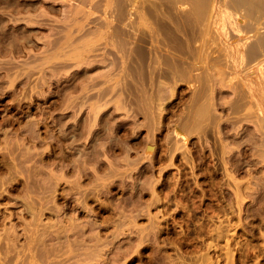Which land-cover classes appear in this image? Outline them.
Listing matches in <instances>:
<instances>
[{
  "label": "rangeland",
  "instance_id": "rangeland-1",
  "mask_svg": "<svg viewBox=\"0 0 264 264\" xmlns=\"http://www.w3.org/2000/svg\"><path fill=\"white\" fill-rule=\"evenodd\" d=\"M81 1L80 0H0V36H1L0 37V131H1L0 132V177L5 181L4 182L5 184L3 185L4 186L6 185L2 189V191L4 190L3 194L1 195L2 197L0 196L1 197L0 214L4 213L2 215H4L5 217L7 216L10 217V218L8 217L10 221L9 219L7 220L6 218V221L4 223H0V230L2 231L3 229L2 227L4 226L6 227H4L3 231L5 230V228H7V226L9 227L11 221H13L14 224H16V226L17 225L19 226L18 227L19 230L20 227H22L23 223L20 221L18 217L25 216L27 218V216L24 213L19 212L22 211L21 209L22 207L19 206L20 204L18 203L20 202L23 196V192L21 191V189L23 188L24 177L23 176L20 177V173L19 174L15 173V171L13 170V166L12 167L10 166L12 164L11 162H13L12 160L13 157L16 156L18 152L17 150L14 149L15 148L14 141H16L17 139L24 140L27 151L31 149L33 150V148L35 147L33 150L34 153L32 150H31L32 152L31 151L29 152H31V154L33 153L32 155L30 154V156H33L32 157L33 160H37V165L38 163L39 165H41L42 163L44 165V169L46 170L53 169L54 171L57 172L60 171L63 172V170H66L69 174L68 175L69 177L71 175L69 171L72 170V167L75 166L76 162L79 163V161L81 162V160L83 162V158H85V162L87 165H89V167L92 166L94 164V161L92 164V161L89 159V157L92 154L99 155L98 158H100L101 156L100 160L103 159L101 161L100 160L98 161V166H99L98 171L99 173L101 172L103 174L104 172L103 170L105 167L103 166L102 163L103 161H106V157H108L106 156L108 154L106 152H108V147L111 144V147L113 146L112 147L113 154L110 160L119 161L121 159L120 157H123L125 155L123 149H130V157L132 159L138 158V155L140 154L141 156L140 155L139 156L142 157L141 158L142 160L140 159L137 162L138 166L135 165V167L136 166L137 167L136 168L134 167L133 168L134 171L132 170L129 173L130 177L129 176L127 177L126 183L121 184L123 181L121 182L120 178H115V183L109 187L112 190L109 189L107 193H103L105 197L103 194L97 196L99 198L101 197L100 199L101 201H99L97 197L92 199L93 201L92 200H90V202L88 201L89 207L90 208L92 207L94 211V214L90 213L93 214L90 215V217L92 216L91 218H93L98 224L100 223L99 226L101 227H99L98 231H100V233L102 231L101 235L103 238H107L110 236L109 237L110 240L113 241L112 242L113 244L111 243V241H110L111 244L107 243L106 245L108 244L109 245L105 246L104 250L99 249L101 252L98 250L97 252L98 256L96 255V257H94L95 259L88 258L86 261L89 262L88 264H170V263L171 264L174 263L201 264V262L202 264L203 263L206 264L207 262L209 264H264V190H263L264 150H262L261 147L262 143L261 141H259L257 135L258 127L254 126L256 124L258 125V123L255 122L257 121V118L255 117L251 118L252 116L251 115L250 117H248V119L246 118L247 119L246 121H243L244 123L240 121L241 124L239 123L238 127L234 126L232 128L226 126L227 127L226 128L225 127L226 122H222V120L225 121L224 116L227 117V115H229L230 112L228 109L223 108V106H218L216 110L217 111L216 114L222 119V120L220 119L221 125L219 124L220 126H218L220 128L211 125L209 127V130L212 131L211 132L212 134L209 133L208 135L204 134V136H202L203 135L202 133L199 135L197 133H192V135L191 134L187 135L186 132L185 134L181 130H179L180 134L177 132L176 133L173 132V130L171 131V129H174V126L170 124L174 122L173 120H175L178 114L182 111L183 108L182 106H185L183 102H185L192 96L193 82L191 81L189 83V81L186 82L184 81L181 82L180 85L177 87L176 95L168 100L167 102L168 106L166 110L167 113H165V117L162 122L163 127L161 126L160 129L158 127V129L156 128L157 130H153V132L155 131V133H152L154 138L152 142L147 143L146 141L148 137L151 136L152 134L150 131H148V129H146V127H143V125H141L144 121L143 116L141 115L129 116L126 113V109H123V107L121 109V105H122L121 103L124 101L126 96L125 94L120 95L121 92L120 93L118 92V94H116L117 97L114 95L113 96L114 98L111 96V94H109V96L114 100H112L109 96H108L109 98L108 97L105 98L106 95L103 97L102 100L105 99L107 100L104 101L105 103L101 100L104 104L101 103L103 105V106L101 105V107L103 108L100 107L101 110L100 113L98 114L99 118L97 117L99 121L96 122L97 124L95 123V127H93L92 131L89 132V126L91 125V124L89 125V123H91L90 122L91 118L93 119L90 107H92V104L99 102L98 100L99 94L101 95V93H103V90L105 91L104 86L108 85V84L104 85V80L106 75L112 73V71H115L116 73V71L118 70V68L116 67L118 66L116 65V67L115 66L113 67L112 63L107 58H100V59L91 58L90 60H83L76 63L73 62L68 63V65L66 66H63V64H61L62 66L58 64H57L58 66L56 64L50 65V62H48L49 65L48 64L44 65V63H47L44 62L45 60L44 58L48 55L47 52L50 51L51 53V51L53 52L55 50L54 47L59 46V44L57 43H56L57 45H55L54 43L55 45L54 46L52 42L56 38L54 37L57 30L56 28L61 29L63 28V26L64 28H67V26L70 25L73 21L82 19V18L79 19V16L80 17L81 15L84 16L83 13L85 14V17L83 19L84 20L88 19L90 21L89 25L92 23L90 25L92 26V29L94 28V26H98L97 23L100 22L101 19L102 21L104 19V21L106 22L109 21V19H111V16L109 18L108 16L109 14L108 13H107L108 15L106 14L105 9L101 8L99 10L98 8L95 7V2L97 1L98 3L101 2L102 3V4L100 3L101 5H103L104 3V5H106L107 7V10L109 7L111 8L113 2L111 1L107 2L108 0H104V1L95 0L93 4L94 0H81ZM228 1L229 0H211L213 12L212 10H210V14H212L214 17L212 16L210 20L213 19L212 22L213 21L214 22L212 23L210 21L209 23L210 30L209 28L207 29L209 30V32L208 31L206 32L205 34L206 38L200 36L202 39L199 38L194 43V46L200 47V52H201V46L207 44L208 48L205 45L206 47L204 46L202 55L200 52L198 53V55L203 56V60H205L204 61L205 63H203V65L208 63L209 57H210L209 59L210 63L208 64L211 67H213L214 62L210 60H214V61L217 60L218 63L216 61L214 65L217 64L218 65L213 67L214 69H218V67L219 69L220 67L221 69H223L224 67H228L230 69V66H232L231 63H228L229 61L226 60L223 61V59L225 58V56H223V53L224 55L226 53L224 52L225 51L224 48H223L224 51H221L222 49L221 50L219 49L224 46V43H222L223 28L225 29V31L232 29L231 26L229 25L230 23L228 24V22L230 21V18H228L229 15H227V18L225 15V13L228 14L230 10H233L232 8H228L229 6H227L224 3ZM77 5L79 6V8ZM189 6H190L189 3L186 2L183 4L179 3L178 5H176V7H173L174 10L172 12L174 17H176L181 22H184V20L185 22H188L190 20L191 23L192 15L189 14L188 12H186L188 13V15L184 13L185 11H188L190 9ZM78 11L81 14H78L79 13ZM223 11H227V12H223ZM180 13L181 14L184 13L183 14L184 16L180 15ZM66 16H68L67 19L68 20L70 19L69 21H71L68 24H65L66 22H69L68 20L65 19ZM184 17L187 19V21L186 19H184ZM126 18L129 17L126 16ZM126 18L124 17V19L127 22L128 19ZM180 18H182L183 20H181ZM96 21L98 22L96 23ZM262 21L264 22V15L262 16L261 23H263ZM93 22H95L96 24ZM61 23H63L64 25L62 26ZM242 23L246 25H250L249 27L251 28L254 27L253 24L251 23V18L249 17L242 20ZM86 24L88 23L86 22ZM187 24L190 27V24L189 23ZM225 24L227 26H225ZM259 27H263L262 24H260ZM64 28L62 29V31L64 30ZM180 34H181L180 37H183L182 33ZM219 34L222 35L220 36ZM64 35H66V33L64 34L62 33V36ZM199 40L200 41L203 40V41L200 42ZM209 44H210V48L213 47L214 49L212 50L213 53H211L212 51L209 48ZM212 44L213 45L215 44L216 46L215 45L213 46ZM52 47L54 50L52 49ZM219 52L222 55H220ZM204 53L205 54L210 53L209 54L210 56L206 58L204 57L205 56ZM219 55L221 56L222 62L219 59L220 58ZM42 56L44 58H42ZM55 60L58 61L57 59ZM199 60L200 59L198 60L196 59L194 63L197 61H198L197 63H199ZM203 60L201 59L200 64H202ZM41 61L42 63L44 62L43 65L42 63H40ZM219 64L220 65L222 64L223 67L222 65L219 66ZM39 65H41L42 69L44 68L43 71L41 70ZM25 67L27 70L29 69L30 71L25 70ZM20 68L21 70L23 68V70L21 71ZM228 68H224L223 70H226ZM111 69L113 70L111 71ZM39 70L41 71V73H38ZM232 71L233 70H231V74L229 71V73L226 75V83L230 82L229 84H227L228 87L230 84H232L233 86H235V84L237 83L244 84L242 83L244 82L243 79L246 81L249 80L248 82L250 83L251 81L250 77L244 76L242 73L239 72L233 71L232 73ZM22 72L25 74V76L24 74L21 75ZM31 72H33L34 74ZM37 77H39L38 80ZM236 78L239 79L237 80ZM93 80L96 82H94ZM238 81L241 82L239 83ZM81 82L83 85L81 84ZM108 86L110 87V85ZM108 86L106 87V89L109 88ZM231 86L229 88L226 86L218 87L219 90L222 88V91L225 92L223 93L224 95L223 94L219 95L220 102H223L222 100L224 101L227 100V98L230 99L233 96L231 95L232 93L230 94ZM39 87L42 89L40 90ZM86 87L89 90H91L93 92L91 94L94 95L92 96L90 94L91 97L87 98V100L85 99L87 104L85 101H82L80 97L84 93V91L85 92L89 91L88 89H86ZM224 87L226 88L223 89ZM82 91L83 93H81ZM31 92H33L32 93L33 95L31 94ZM122 97L123 100H121ZM77 98L78 100L79 99L80 100L79 101L75 100ZM94 98L95 99L97 98V100H95ZM81 104H83L84 106H82ZM63 106L65 107L63 108ZM66 106L68 107L66 108ZM71 107L72 109L74 108L75 109L72 110ZM78 107L81 108L77 110ZM255 113L257 114V112ZM256 114L253 115L255 116ZM87 115H89V117ZM171 119H173L172 122ZM30 121H35L38 127V129L36 127V130L40 134H38V138L36 139L32 138L31 134L27 132V130L25 129V126ZM239 125H241V127ZM115 129L116 131L114 134ZM218 130L221 131L220 135L218 134ZM174 131H176V129H174ZM234 135L236 137H234ZM113 136L114 137L117 136V137L114 138ZM178 137L179 138L182 137V139L184 138V140L182 141L180 140L181 138L178 139ZM176 138L180 142L182 141L181 143L179 141L178 142L180 144H183L182 145L183 148H185L186 145L188 148L185 149L186 151L184 153H182L184 149L183 151H181L182 148L181 150L178 149L177 152L175 151L176 153L170 152L172 154L175 153V155L173 158L168 157L170 156L169 155V151H170L169 147L171 145L170 143H172L174 140L176 141ZM8 140H10L9 141L10 143H8ZM185 140L187 141L186 145H184ZM166 142L168 143L167 145ZM219 143L221 146H219ZM225 143H227L229 147ZM237 143L239 146L237 145ZM223 146L226 148V149L224 148V153H222L221 150L223 149L222 148ZM230 147L233 148V150L229 149ZM103 149L105 152H103ZM187 150L190 153H186L188 152ZM37 153L39 155H37ZM103 153H106V155L104 154L105 157ZM183 154L184 156L182 157ZM61 155L63 157H61L60 160ZM36 157H38V159L40 157L39 160L40 161L43 160V162H38L39 160ZM9 158H12L11 161ZM189 158H191V161ZM74 160L76 162H74ZM171 160L175 164L173 165L169 164ZM6 166H9V168L13 170L14 174L8 168L6 169ZM190 166H192V168ZM10 171L11 174H8L10 173ZM132 172L133 174H131ZM5 174L10 176L12 175V177H14L13 178L14 181L13 179H9L10 176L6 177L7 175ZM15 174L17 176H15ZM234 176L235 178H233ZM154 177L156 178V180ZM150 178L152 179V181H150ZM239 178L241 180H239ZM139 179L142 183L139 181ZM145 179L147 180L146 184L143 181ZM253 179L255 180V182ZM86 180L88 181V179ZM9 181H11V183ZM87 181H85L84 184H86ZM149 181L152 182L153 184L157 181V183L155 184V188L153 187L149 188V184H151L149 183ZM139 182L141 185L138 184ZM62 186H65L64 183L62 184ZM62 186L59 188L58 190L59 192H63L64 190L66 191L68 189V187H66L67 185L65 186V188L67 189L63 188ZM123 186L126 187L124 188ZM139 186L140 187L142 186L143 188L141 189ZM236 186H239L240 188ZM252 187L253 188L255 187L254 191ZM154 191H155V196L157 194L158 197L161 196L163 198L162 199L161 197H159L160 200L158 203H156L157 201L156 202L153 201L154 196L152 194H154ZM237 194L238 195L240 194L239 198L236 197ZM61 197L62 196H60V199L58 200V204L59 205L62 204L61 206H64L65 204L69 206L67 207L68 216H70L71 215L70 213H72V215L74 214V216L75 215L77 217L79 216L78 218L81 220L89 218V215H87V213H86L87 215L86 217L85 213L84 212L81 213L79 209H76V207H74L73 209L74 202L71 200L72 198L70 196H65V198L64 197L61 198ZM240 198H242V201H240ZM150 200L153 201V203L150 206L149 212L144 214L143 208L146 206V204L148 205V202ZM151 201L149 202V204L151 203ZM123 204L124 206H126L124 207V213H126L127 215L131 214L130 212L132 210H133L132 213H136V214L137 213L139 214V212L140 214L143 213L142 215L139 214L138 217V224L139 223H140L139 225L142 224L141 226L145 225V223L148 222L150 216L157 215L158 219L161 220L160 227H162V231L160 232V234H158L157 236L158 238L156 239V241H155L156 237L152 236L153 237L152 238L151 235L149 238L150 240L147 238L148 236H146L144 238H147V240L142 239L143 241L141 240V238H138L139 236L129 237L127 235L129 237L128 238L126 236L128 232L125 234H121L118 237L112 239L113 237L112 230H114V227L112 226L113 223L111 224V222L114 221L112 219H116L115 221L119 219L121 214L120 212L123 211ZM130 205L132 207L135 205L134 209L131 208L132 209L131 211L129 209ZM116 207H118L117 210H121V211H117ZM120 207L121 209H119ZM158 210L159 212L161 211L162 213L160 212L159 214ZM12 213L15 216L11 215ZM131 215H135V214H131ZM106 218H108V220L110 221L112 220L110 222L111 225L105 223V220L106 222H109ZM0 222H2L1 219ZM103 223H104L103 225L104 227L102 226ZM19 232L21 233L22 231ZM108 232H109V236H108ZM18 241H20V243ZM18 241L16 242L19 246L16 247V250L21 249V251L20 250L19 251L20 254H22L23 252H25L23 251L24 245L22 244V242L25 243L26 240L24 237L22 238L20 237ZM50 243L53 244L52 242ZM98 257L101 258L102 260H100ZM207 257L211 259L209 260ZM96 259H98L99 261ZM86 262L84 261V263Z\"/></svg>",
  "mask_w": 264,
  "mask_h": 264
},
{
  "label": "bare ground",
  "instance_id": "bare-ground-1",
  "mask_svg": "<svg viewBox=\"0 0 264 264\" xmlns=\"http://www.w3.org/2000/svg\"><path fill=\"white\" fill-rule=\"evenodd\" d=\"M102 1H104V0H102ZM109 1L113 2V5L111 6V8L109 7L110 5L108 6L109 11L107 10V7H106V5H104V3H103V5H101L102 4L101 2H100L101 3L100 4V3H98V1L97 2H95V0L93 1V4L95 2L96 8H98L99 10L101 8L105 9L106 14L107 13L109 14V15L107 14L109 16V18L111 16V19H109V21L106 22V21H104V19H103V21L101 19L100 22L96 21V23L98 22L97 23L98 26H94V28L92 29V26H90L92 23L89 25L90 21L88 19H86V20L83 19L85 17V14L83 13L84 16H82V15H81V17L79 16V19L80 18H82V19L73 21L70 25L67 26V28H64V26H63L64 24L61 23L65 32H64V30L62 31L63 28H61V29L56 28L57 29V30L55 29L56 34L54 33L56 35V36L54 35V37H56V38L52 41L53 45L55 43V45L59 44V46L54 47L55 46L54 45L53 47L55 48V50L52 47V49L54 50L53 52L52 51H51V53H50V51L47 52L48 55L46 54L47 56L45 58L42 56V58L45 59L44 62H47V63L43 62L44 65L48 64V62H50V65H52V64H56V65L57 64L58 65L63 64V66H66V65H68V63H72V62L76 63V62L83 61V60H90L91 58H94V59L107 58L112 63L113 67L114 66L116 67V65L118 66V67H116V68H118L116 73H115V71H112L113 69H111L112 73L106 75V77H105L104 85L105 84L110 85V87L107 85L110 89L109 88L106 89L107 86H104L105 91L103 90V93H101V95L99 93H97V94H99V96H98L99 102L92 104V107H90L93 119L91 118V121H90L91 123H89V125L91 124L89 126V132L92 131L93 127H95V123L99 121L98 120V118H99L98 114L100 113V110H101L100 109V107L102 105L101 103H103L104 101L107 100V99L102 100L103 97L106 95L105 98H107L109 96V94H111V96L113 97L114 95L116 96V94H118V92L119 93L121 92L120 95L121 94L126 95L124 101L122 103L120 101V103L122 104L121 109H122V107H123V109H126V113L129 116L130 115L131 116L132 115L143 116L144 121L141 125H143V127H146V129H148V131H150L151 134L155 133V131L153 132V130H157L158 127L160 129L162 126V122H163V119L165 117V113H167L166 112L167 106H168L167 102L169 99H171L172 97H174L176 95L177 87L180 85L181 82L189 81V83H190L192 81L193 82L192 83V96L188 100L183 102L185 106H182L183 107L182 111L178 114L177 118L175 120L171 119V122H172V120L174 122L171 124L169 123V124L173 125L174 129H176V131H174V129H171V131L173 130V132L179 133L180 132L179 130H181L184 133L186 132L187 135H189V134L192 135V133H197L198 135L202 133L203 134L202 136H204V134L208 135L209 133L212 132L209 130V127L211 125L214 127L220 128L218 126L221 125L220 122L222 119L216 114L217 113L216 110H217L218 106H223V108L228 109L230 112V113L228 112L229 115H227V117L224 116L225 121L222 120V122H226L225 127L226 126H229L232 128L234 126L238 127V124L240 123V121H242V122L246 121L248 119V117H250L251 115H252L251 118H253V117L257 118V121H255V122L258 123V125L257 124L254 125L253 123L252 124L254 126L258 127V131H257L258 134L257 135H258L259 141H261V143H262L261 144L262 150H264V22L262 21L263 23H261L262 16L264 15V0H229L228 2H224L227 6H229L228 8L233 9V10H230L228 12V14L225 13L226 18H227V15H229L228 18H230V21L228 22V24L230 23L229 25L231 26L232 29L225 31V29L223 28V35L219 34L220 36L222 35V41H223L222 43H224V46H225V47L223 46L222 48H219V49L220 50L222 49L221 51L225 50L224 52H226L225 55L223 53V56H225V58L222 56L224 58L223 61L224 60L229 61L228 63H231L233 66L232 67L229 65L230 69L228 67H224V68H228L229 70L228 69L223 70L224 68L221 69V67H220V69H219V67H218V69H214L213 67L218 65L217 60H216L217 65H214V63L216 61L210 60V61L214 62L213 67H211L208 64V63H210L209 62V59H210L209 54L210 53H206V54L204 53L205 54L204 57H206V58L209 57V58H208V63L203 65V63H205L204 62L205 60H203V56H201V55L203 53L204 46L205 45L207 46V44H204V46H201V52H200L199 46H198L199 49H198V47L194 46V43L196 42V40H198L199 38L202 39L201 37L204 38L206 32L207 31L209 32V30H210L209 23H210V21L212 22V20H213V19L210 20V18L213 16L212 14H210V10H212L211 0H108L107 2H109ZM81 2H83V1H81ZM186 2L189 3L190 9L189 10L187 9L188 11H185L184 13L188 12L189 14L192 15V16L189 15L192 18L191 23H190L189 19H188L189 20L188 22H185V20H184V22H181L176 17H174L173 12H172L174 10L173 7H176V5H178L179 3L183 4ZM18 3H20V2H18ZM105 4H107V3H105ZM93 6H91V7H93ZM81 7H82V5H81ZM95 7H94V9H95ZM78 8H79V6H78ZM212 12H213V10H212ZM223 12H227V11H223ZM188 13H186V14L188 15ZM78 14H81V13L79 12ZM183 14L180 13V15H183ZM126 16H128L129 18H126ZM175 16H177V15H175ZM183 16H181V17H183ZM189 16H187V17H189ZM124 17L126 19H128L127 22L124 19ZM247 17L251 18V23L254 26L253 28L249 27L250 25H246V24L242 23V20L246 19ZM67 18H68V16H66L65 19L68 20ZM77 18H78V15H77ZM101 18H103V17H101ZM180 19L183 20L182 18H180ZM184 19H186V18L184 17ZM124 20H125V22H124ZM186 21H187V19H186ZM70 22L71 21L66 22L65 24H68ZM86 22L88 24H86ZM93 23H95V22H93ZM187 23L190 24V27ZM260 24H262L263 27H259ZM225 26H227V25L225 24ZM208 28H209V30H207ZM62 33L63 34L66 33V35L62 36ZM180 33H182L183 37H180L181 36ZM59 34H61V35H59ZM214 34H216V33H214ZM208 36H209V34H208ZM39 39H41V38H39ZM203 40H201V41H203ZM219 40H220V38H219ZM202 43H201V45H202ZM45 44H47V43H45ZM212 45H211V47H212ZM207 48H208V46H207ZM209 48H210V44H209ZM217 48H218V46H217ZM223 48H224V50H223ZM210 49H211V51L214 50L213 47ZM215 50H216V48H215ZM217 51H219V50H217ZM199 52L201 53V55H198ZM220 52H219V54L222 55ZM211 53H213V51ZM211 58H212V56H211ZM55 59H57L59 62L56 61ZM196 59L197 60L200 59L199 63H197L198 61L194 63V61H196ZM201 59L203 60L202 64H200ZM219 59L222 62L221 56ZM35 62H37V61H35ZM51 62H53V63H51ZM34 63H33V65H34ZM40 63H42V61ZM43 63H42V65H43ZM224 63H227V62H224ZM27 65H29V64H27ZM221 65L219 64V66H221ZM29 66H31V65H29ZM39 66H40L41 70L43 71L44 68L42 69L41 65H39ZM222 67H223V65H222ZM231 67H232V69H231ZM20 70H21V68H20ZM22 70H23V68H22ZM25 70H27L26 67H25ZM35 70H34V72H35ZM231 70H233L234 72L242 73L244 76L250 77L251 81L249 83L248 82L249 80L246 81L243 79L244 82H242V83H244V84H241L240 83L241 81L240 82L238 81L240 84L237 83V84H235V86L230 84L229 87L232 85L230 94L232 93L231 95H233V96L231 98L229 97L230 99L227 98V100H225V101L222 100L223 102H220L219 101L220 100L219 95L223 94L225 92L222 91V88L219 90L218 87H222V86L228 87L227 84H229L230 82L226 83V75L229 73V71L231 74ZM233 71H232V73H233ZM24 73H25V71H24ZM24 73L22 72L21 75ZM31 73H33V72H31ZM38 73H41V71L39 70ZM232 75H234V74H232ZM24 76H25V74H24ZM12 77H14V76H12ZM38 78L39 77H37V80H38ZM31 79H33V78H31ZM44 79H46V78H44ZM44 82H41V83H44ZM90 82H92V81H90ZM94 82H96V81H94ZM39 83H40V81H39ZM81 84H82V82H81ZM93 84H95V83H93ZM40 87H39V89L41 90L42 88H40ZM101 87H100V89H101ZM226 87H224L223 89H225ZM82 88H84V87H82ZM25 89H27V88H25ZM86 89H88V88L86 87ZM33 90H34V88H33ZM229 91H230V89H229ZM33 92H31V94ZM81 93H83V91ZM91 93H93L91 90L86 91V92L84 91V93L80 96L81 100L82 101H85V99L87 100V98L91 97V95H92ZM120 95H119V97H120ZM92 96H94V95H92ZM76 97H77V95H76ZM67 98H69V97H67ZM75 100L79 101L80 99L78 100V98H77ZM95 100H97V98ZM112 100H114V99H112ZM121 100H123V97ZM86 104H87V102H86ZM64 105H66V104H64ZM68 105H69V103H68ZM81 105L84 106L83 104H81ZM88 105H90V104H88ZM76 106H78V105H76ZM64 107L65 106H63V108ZM67 107L68 106H66V108ZM80 108L78 107L77 110H79ZM101 108H103V107H101ZM71 109H72V107H71ZM74 109H72V110H74ZM255 112H257V114ZM80 113H82V112H80ZM234 114H236V115H234ZM253 114H256V115L254 116ZM87 116L89 117V115H87ZM29 119H31V118H29ZM249 120H250V118H249ZM24 124H26V123H24ZM239 126L241 127V125H239ZM36 127H37V124L35 121H30L25 126V129L27 130V132H29L31 134L32 138H35V139L38 138V134H40L36 130ZM37 129H38V127H37ZM211 129H213V128H211ZM236 129H238V128H236ZM220 130H218L219 135L221 134ZM115 131H116V129L114 130V134H115ZM215 131H217V130H215ZM83 132H84V130H83ZM150 132H149V135H150ZM28 136H29V134H28ZM115 137H117V136H115ZM208 137H205V138H208ZM234 137H236V136L234 135ZM180 138L178 137V139H180L182 141L184 140V138L183 139H182V137H180ZM35 139H34V141H35ZM111 139H113V138H111ZM153 139L154 138H153V134H152L151 136L148 137V139L146 141H147V143H150L153 141ZM178 139L176 138V141L172 140L173 142L170 143L171 144L170 147L168 146L169 150H170V151L168 150L169 155H170L168 157L173 158L178 149L181 150V148H182L181 151H183V149H184V151L182 152V153H184L186 151L185 149L188 148L186 145V143H187L186 140H185L186 142L184 141V145H186V146H185V148H183L182 147L183 144H180L182 141L180 142ZM251 139H254V138H251ZM115 140H117V139H115ZM2 141H3V139H2ZM9 141L10 140H8V143H10ZM253 141H255V140H253ZM109 142H112V141H109ZM154 143H155V141H154ZM227 143H225V144H227ZM167 144L168 143L166 142V145ZM14 145L13 146L15 148L14 147H12V148L17 150L18 152H17V155L14 153L16 156L13 155L14 156L13 159L9 158L10 161H11V159L13 160V162H11L12 164L10 166L11 167L13 166V170L15 171V173H18V174L20 173V177L21 176L24 177L23 188L21 189V191L23 192V196H22V198L20 197L21 200L18 199V200H20V202H18V203L20 204L19 206L22 207L21 208L22 211H19V212L24 213L28 219L25 216L20 217L19 215H17V216H19L18 218L20 219V221L23 223L22 227H20L19 230H18L19 226L18 225L16 226V224H14L13 221H11V223L9 222L11 225L9 224V227L7 226V228H5L4 231H3V229L6 226L2 227L3 229L1 228L2 231L0 230V264H86V263L88 264L89 262H86L88 258L91 259V258L96 257V255L98 256L97 252L99 249L104 250L105 246H108L109 244H111L113 242L109 238L110 237L109 232H108L109 237L106 236L107 238H103L101 235L102 231H101V233H100V231H98L99 227H101V226H99L100 223L98 224L93 218H91L92 216L90 217V215L94 214V211H93L92 207L91 208L89 207L88 201L90 202V200L96 198L97 196L102 195L103 193H107L110 189L109 187L115 183V178H120L121 182L123 181L121 184L126 183L127 177L128 176L130 177L129 173L132 170L134 171L133 168L135 167V165H137V162L142 158V157H140L141 155L139 154L140 156L138 155V158L132 159L130 157V149H123L125 155L124 156L122 155L123 157H120L121 159L119 161H112V160H110V158L113 154V152H112L113 146L111 147V144H110V146H109L110 148L108 147V152H106L108 154L106 155V153H103V155L105 154L106 156H108V157H106V161H103V163L101 162L103 164V166L105 167L103 170L104 171L103 174L101 172H100L101 173L100 174L98 171V169H99L98 161L100 160L101 156H100V158H98L99 155L92 154L89 157V159L92 161V164L94 161V164L89 167V165H87L85 162V158H83V162L81 160V162L79 161V163L74 160V162H76V164H75V166L72 165L73 167H72V170L69 171L71 173V175L69 177L68 176L69 174L66 170H63V172L58 170L60 172H57V171H54L53 169H48V170L44 169V165L42 163H41V165H39V163L37 165V160H33V158H32L33 156H30L31 152L34 150L35 147L33 148V150L31 149L32 151L31 150L27 151L26 147H25L24 140L17 139L16 141H14ZM227 145H225V146H227ZM237 145H238V143H237ZM219 146H221L220 143H219ZM217 147H218V145H217ZM228 147H229V145H228ZM145 148H147V147H145ZM222 148H223V149H221L222 153H224L225 147L223 146ZM104 149H103V152H105ZM106 149H107V147H106ZM229 149L233 150V148H231V147ZM201 150H202V148H201ZM29 151H31V152H29ZM231 151H229V152H231ZM144 152H146V151H144ZM144 152H143V154H144ZM170 152H175V153L172 154ZM33 153H34V151H33ZM186 153H190V152L188 151ZM8 154H9V151H8ZM40 154H41V152H40ZM37 155H39V154L37 153ZM100 155H102V154H100ZM105 155H104V157H105ZM225 155H226V153H225ZM183 156H184V154L182 155V157ZM61 157H63V156L62 155L60 156V160H61ZM34 158H35V156H34ZM36 158L38 159V157H36ZM193 158H194V156H193ZM39 159H40V157H39ZM189 159L191 161V158H189ZM101 160H103V159H101ZM172 160L169 163L171 165L175 164V163H173ZM1 161H3V160H1ZM38 162H43V160L42 161L39 160ZM140 162H143V161H140ZM263 162H264V160H263ZM239 163H241V162H239ZM261 164H262V162H261ZM5 165H3V166H5ZM190 167L192 168V166H190ZM7 168L13 172V170L11 168H9V166H6V169ZM101 170H102V168H101ZM11 171H10V173H8V172L7 173L11 174ZM13 174H14V172H13ZM131 174H133V172ZM5 175H7V174H5ZM137 175H138V173H137ZM8 176H10V175H7L6 177H8ZM15 176H17V175L15 174ZM136 176H134V177H136ZM11 177H12V175L10 176L9 179L14 178V177H12V178ZM152 178H153V176H152ZM233 178H235V176ZM86 179H88V181ZM84 180L87 181L86 184H84V182H85ZM155 180H156V178H155ZM239 180H241V179L239 178ZM13 181H14V179H13ZM139 181H140V179H139ZM143 181L145 184L147 183L146 179ZM150 181H152L151 178H150ZM150 181H149V183H151V184H149V188L150 187L155 188V184L157 183V181L154 184ZM237 181H238V178H237ZM4 182L5 181L3 179H1V177H0V196L3 194V191H4V190L2 191L3 187L6 186V185L5 186L3 185V184H5ZM9 182L11 183V181H9ZM140 182L138 184H140ZM254 182H255V180H254ZM63 183L65 186L67 185L66 187H68V189L65 188V186H62ZM132 183H133V181H132ZM232 183H234V182H232ZM135 184H137V183H135ZM236 184H237V182H236ZM240 185H241V183H240ZM61 186L67 190L65 191L64 189H62L64 191L59 192L58 190ZM130 186H132V185H130ZM249 186H250V184H249ZM252 186H254V185H252ZM132 187H134V186H132ZM236 187H239V186H236ZM140 188L142 189L143 187L141 186ZM254 188H253V191H254ZM110 190H112V189H110ZM233 190H235V189H233ZM263 190H264V188H263ZM238 191H237V193H238ZM240 194L239 195L237 194L236 197L239 198ZM152 195L154 196L153 201H155V202L157 201L156 203H158L160 200L159 197H161V196L158 197L157 194L155 196V191H154V194H152ZM60 196H62L64 198H65V196H70L72 198L71 200L74 202L73 209H74V207H76V209H79V211L81 213L84 212L85 215L87 213V215H89V218L81 220L78 218L79 216L78 217L76 215L74 216V214L72 215V213H70L71 215L68 216L67 207H69V206H67L66 204L64 206H61L62 204L61 205L58 204V200L60 199ZM104 197H105V195H104ZM106 198H107V196H106ZM97 199H99V201H101L100 200L101 197L100 198L97 197ZM153 201H151L150 204L148 202V205L146 204V206L144 205L145 206L143 208L144 214L149 212L150 206L153 203ZM240 201H242V198H240ZM253 201H255V200H253ZM145 202H147V201H145ZM18 203H17V205H18ZM133 204H134V202H133ZM111 205H112V203H111ZM124 207H126V206H124V204H123V211L117 210L118 207H116L117 211H121L120 217L117 221H115L116 219H112L114 221L111 220L112 221L111 222L110 220H108V218H106V219L109 222H106V220H105V223H107V224H110V222H111V224L113 223L112 226L114 227V230H112V236H113L112 239L118 237L121 234H125L128 232L126 234V236L127 235L129 237H138L139 236L138 238H141V240L142 239L147 240V238L149 239L150 235H151V237L152 236L156 237L155 238V241H156V239L158 238L157 237L158 234H160V232L162 231V227H160L161 220L158 219V217L156 215L157 213L155 214L156 216L153 215L154 217L150 216L149 219L147 218L148 222H146L145 225H143L144 226L143 227V226H141L142 224L141 225H139L140 223L138 224V217H139L140 212H139V214L138 213L137 214L132 213L133 210L131 208L134 209L135 205L133 207L130 205V208H129L130 211L132 210L130 213L135 214V215H131V214L127 215L126 213H124ZM91 209L93 212L91 211ZM119 209H121V207ZM137 212H138V210H137ZM158 212H159V210H158ZM160 212H159V214H160ZM90 213H93V214H90ZM2 214H4V213H2ZM2 214H0V219L2 220V222H0V223H4L6 221V218H7V220L10 218L9 216L5 217ZM95 214H96V212H95ZM118 214H119V212H118ZM142 214H140V215H142ZM11 215H14V214L12 213ZM87 215H86V217H87ZM95 216H97V215H95ZM46 218H48V219H46ZM9 221H10V219H9ZM240 222H241V220H240ZM2 225H5V224H2ZM103 225H104V223L102 224V226ZM19 231H22V232L20 233ZM217 232H218V230H217ZM146 236H148V237L144 238ZM20 237L21 238L24 237L26 240L25 243L22 242V244L24 245L23 251H25L23 253L21 252L22 254H20L21 249L16 250V247L19 246L16 241H18V239ZM217 237H218V235H217ZM110 241H111V243H110ZM130 241H131V239H130ZM214 241H215V239H214ZM15 242H16V244H15ZM18 242L20 243V241H18ZM50 242H52L53 244H51ZM152 242H154V241H152ZM107 243H109V244L106 245ZM227 246H228V244H227ZM136 247H138V246H136ZM15 252L17 254L19 252L20 255L19 254L17 255ZM156 255H157V253H156ZM167 258H169V257H167ZM99 259L102 260L101 258H99ZM204 259H205V257H204ZM96 260H98V259H96ZM181 260H182V258H181ZM84 261L86 263H84ZM184 262H182V263H184ZM201 264H202V262H201Z\"/></svg>",
  "mask_w": 264,
  "mask_h": 264
}]
</instances>
